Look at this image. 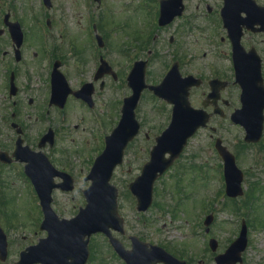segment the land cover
Returning <instances> with one entry per match:
<instances>
[{
  "label": "rangeland",
  "instance_id": "1",
  "mask_svg": "<svg viewBox=\"0 0 264 264\" xmlns=\"http://www.w3.org/2000/svg\"><path fill=\"white\" fill-rule=\"evenodd\" d=\"M149 1L155 4L158 0H104L103 6L94 12V15H97V12L103 9L102 24H109L112 29L111 48L116 52L109 58L116 68H119L118 72L121 74L119 80L123 77L126 65V60L120 55V49L134 46L125 45L122 41L128 34L141 37V29L148 23L146 10H142L141 14H129L126 8H153L149 6ZM256 2L259 5L264 4V0H256ZM37 5L38 3L34 2V8H41ZM157 5L154 8H157ZM184 5L191 17L190 24L185 30L186 38L181 39V42H177L179 40L176 39L175 45L167 47L170 34L173 35L175 32L170 28L161 35L163 41L158 39L153 45L155 59L151 63L147 77L157 80L162 78L165 72L163 64L171 58V52H184L189 55V60L196 61L193 74L199 73L200 70L203 71L202 74L206 73V64L213 62L220 64L226 72L225 77L232 81L231 64L228 60L230 46L225 31L220 32L215 27L218 21L215 13L222 7V0H184ZM106 6L108 7L105 8ZM208 7L212 9L211 12H207ZM54 8L63 11L61 18L63 19L64 16L67 27L72 28L75 27L74 21L81 19L84 22V17L91 13L96 5L90 0H55ZM73 13L74 18H72ZM138 28L140 33L134 31ZM221 38L224 39L223 42H218ZM263 38L264 36L253 37L249 34L244 37L242 43L248 50L256 41ZM181 46L184 48L183 51L179 50ZM123 95L121 82L112 83L111 98H108V103L111 102L107 105L108 108L105 105L100 106L101 104L97 106L98 117L99 109L104 110V115L96 119L97 122L91 119L88 124L82 125L84 132L79 131L73 137L60 139L53 149L55 155H62L68 160L75 158L77 166V172L74 173L77 183L73 192L53 194V208L59 217L69 219L77 214L80 206H84L82 190L85 189L86 184L82 180L96 149L93 138L96 137L98 141L100 135L109 134L116 126L117 121L113 122L110 119L108 109L111 103L113 109L116 104L119 106ZM238 95L239 91L236 87L230 86L226 90L225 96L230 103L229 108L225 110L227 114L232 108L239 107ZM168 109L149 94L143 97L139 105L137 118L141 123L140 134L126 150L125 163L116 170L112 178V183L118 189L119 213L125 224V234L123 237L118 236L119 239L128 247L130 243L127 237L135 235L145 242L166 248L178 258L184 257L180 259L186 260L188 264H214V256L224 252L238 236L242 219L245 221L246 218L251 219L253 213L254 226L250 224V227L247 224L248 246L242 254V264H264V134L261 143L251 147L244 145L243 131L234 127L229 120H226L224 129L220 133L230 152L238 156V166L244 172V194L236 200L237 206L228 202L224 195L222 162L214 150V141L209 137L211 132L207 130L200 131L189 141L176 165L156 182L150 209L146 213L136 212L135 200L128 192L127 185L139 175L142 165L148 160L154 138L166 128ZM118 112L117 110L116 114ZM113 117L114 114L111 118ZM99 121L102 123H98ZM145 134L148 136L147 139ZM14 196L17 198L15 201L17 208L14 210L16 209L20 217L19 223L24 225L28 232L30 227L34 228L33 224L30 226L31 223L37 220L38 223L41 222V218H37L38 209L35 208L36 204L33 206L30 200L32 197L29 196L26 188L17 189ZM209 213L213 214L214 218L209 233L205 234L202 222ZM34 231L37 229L34 228ZM31 236L35 239L41 237V234H31ZM209 238L217 240L216 252H211L207 247ZM90 246L91 264H122L111 254L102 235L93 237Z\"/></svg>",
  "mask_w": 264,
  "mask_h": 264
},
{
  "label": "flooded vegetation",
  "instance_id": "2",
  "mask_svg": "<svg viewBox=\"0 0 264 264\" xmlns=\"http://www.w3.org/2000/svg\"><path fill=\"white\" fill-rule=\"evenodd\" d=\"M34 2L43 7L42 0H19L20 4L18 0H0V264H17L21 254L38 240L32 238L31 229L27 232L24 225L18 226L19 216L14 210L17 208L14 196L17 189L26 188L27 193L35 198L33 183L25 174V166L30 160L35 162L33 153L42 152L59 172L71 176L75 183V158L68 160L62 155H55L53 149L60 139L84 132L81 126L95 119L93 114L97 106H107L111 102L108 103V98H111L113 77L105 75L101 80H95L101 59L108 62V57L113 54L110 25L99 29L93 20L88 19L84 22L76 20L75 27L69 28L65 17L61 18L63 11L60 8L56 9L52 4L53 8H39L35 12L30 9ZM126 9L129 14L131 11L141 12V8ZM158 12L159 8H156L148 13L151 25L147 33H142V29L140 33L138 28L134 31L139 32L141 37L128 34L124 38L125 45H134L132 48L125 46V79L135 61H146L150 68L155 55L154 50L146 46L149 43L154 45L158 39L163 41L161 35L168 29L172 28L175 34H170L167 47L175 45L176 39L181 42L186 38L185 30L191 19L187 8H183L182 15L164 27L158 26ZM14 23L19 25L23 34L20 44L18 38L12 37L10 25ZM98 36L103 44L101 48L97 46ZM252 47L264 64V39L256 41ZM179 50L184 48L181 46ZM172 54L164 67L167 69L176 62L182 78L193 76L194 62L189 60V55L184 52ZM54 70L63 75L72 91L91 84L90 103L72 94L67 95L63 105L51 101V75ZM205 72L197 77L202 82L201 86L190 90L189 100L193 106L201 105L207 99L212 81H226L225 70L218 63L206 64ZM125 86L128 96L131 91L126 82ZM213 101L214 105H211ZM206 104L209 105L205 110L210 119L203 131L211 132L209 137L215 145L217 139L222 140L220 133L226 121L223 115L227 108L225 90L215 99H208ZM111 108L112 103L108 110ZM100 115H104V110L100 109ZM49 130L53 131V145L48 142L41 145V139ZM93 139L96 143V137ZM18 147L27 148L28 153H22L23 149ZM235 157L238 158L237 155ZM55 182L61 180L56 179ZM3 242H6L4 257L1 250ZM91 263L89 259L87 264Z\"/></svg>",
  "mask_w": 264,
  "mask_h": 264
},
{
  "label": "water",
  "instance_id": "3",
  "mask_svg": "<svg viewBox=\"0 0 264 264\" xmlns=\"http://www.w3.org/2000/svg\"><path fill=\"white\" fill-rule=\"evenodd\" d=\"M163 12L171 14L174 8H182L181 0H169L162 3ZM222 16L228 21V31L233 47V63L235 68V83L240 86L241 108L230 116L234 124L242 126L245 130V141L256 143L259 141L263 130L264 111V87L261 78L260 60L251 50L248 53L240 46L241 25L248 29L258 21L264 30V7H258L253 0H224ZM240 12H245L247 20L237 22ZM133 95L125 99L122 107L121 119L110 136L106 138V147L97 159L88 179L92 185L86 191V206L78 216L70 221H58L49 209L50 192L55 187L50 185L43 188L38 186L45 214L43 228L48 230V238L41 242L37 253L44 255L47 264H59V250L64 245L67 252L76 253V260L72 264H83L88 255V238L95 233L109 235V229L122 230V220L117 211V190L110 184L114 168L122 163L123 152L127 144L138 132L139 125L135 120L134 110L139 96L144 88L173 105L172 118L169 127L156 138V145L150 152V160L145 164L141 175L129 185V190L137 201V210L145 212L152 202L154 182L173 163L180 154L186 141L199 127H205L208 115L203 110L192 109L188 102V89L192 87V78H179L174 67L168 73L164 81L156 87L145 86L143 70L134 72L131 77ZM217 150L224 161L225 192L228 197L236 198L243 194L241 183L243 175L235 165L234 157L225 148L217 146ZM170 154L165 158V154ZM64 190H71L70 187ZM212 216H208L204 222L209 226ZM247 231L243 223L239 237L228 247L224 254L215 258L216 264H236L241 262V253L247 246ZM85 238H87L85 240ZM116 250L128 261L129 264H154L164 259L165 254L160 249L152 247L147 256L140 255V249L135 248L131 256L124 253L118 243L112 240ZM212 251L216 249V242L210 240ZM143 254H145L143 252ZM75 256V254H74ZM166 260V258H165ZM177 264H183L178 262Z\"/></svg>",
  "mask_w": 264,
  "mask_h": 264
}]
</instances>
